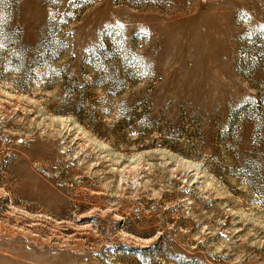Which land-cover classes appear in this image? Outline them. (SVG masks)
I'll list each match as a JSON object with an SVG mask.
<instances>
[{"label": "rangeland", "instance_id": "rangeland-1", "mask_svg": "<svg viewBox=\"0 0 264 264\" xmlns=\"http://www.w3.org/2000/svg\"><path fill=\"white\" fill-rule=\"evenodd\" d=\"M0 264H264V0H0Z\"/></svg>", "mask_w": 264, "mask_h": 264}]
</instances>
